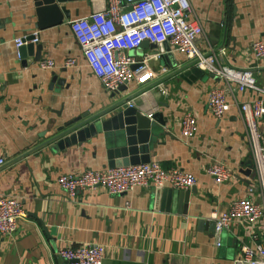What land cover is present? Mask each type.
<instances>
[{
    "label": "crops",
    "instance_id": "0c3cea01",
    "mask_svg": "<svg viewBox=\"0 0 264 264\" xmlns=\"http://www.w3.org/2000/svg\"><path fill=\"white\" fill-rule=\"evenodd\" d=\"M189 1L204 32L200 49H212L222 66L252 70L257 85H263L264 62L253 57L251 45L264 41V0ZM104 6L105 0H67L60 7L68 16L57 25L49 18L39 28L34 0H0V195L19 199L27 214L14 235L0 237V264H62L58 251L82 244L103 248L101 264H234L242 245L252 244L248 226L231 223L216 247L213 216L227 212L237 199L259 203V183L238 107L232 105L218 119L208 110L207 95L213 88L225 89L229 102L234 99L238 106L257 95L231 93L223 80L205 72L202 78H181L191 61L176 52L167 61H149L154 73L167 70L156 80L106 91L86 66L70 28L71 22L89 18ZM33 33L42 48L40 61L28 55L19 60L14 40ZM150 49L148 45L142 51ZM68 58L75 59L76 66L65 68ZM45 59L52 60L55 69L41 70L39 63ZM53 77L64 85L50 89ZM159 83L168 88L167 95L158 92ZM129 103L147 117L160 114L166 120L165 128L155 124L161 134L147 155L164 170L175 168L196 178L186 205L151 186L126 195L97 188L74 199L58 187L59 175L110 169L108 136L114 132L99 129L84 142L62 149L57 142L64 138L49 141L78 117H99L103 124ZM187 114L198 125L191 139L181 137ZM259 131L264 132V121ZM213 162L231 172L220 185L206 173ZM256 231L262 234L261 225Z\"/></svg>",
    "mask_w": 264,
    "mask_h": 264
},
{
    "label": "built area",
    "instance_id": "2783aa9c",
    "mask_svg": "<svg viewBox=\"0 0 264 264\" xmlns=\"http://www.w3.org/2000/svg\"><path fill=\"white\" fill-rule=\"evenodd\" d=\"M71 31L80 48L82 58L91 74L97 78L103 88L116 93L131 83L144 86L156 80L157 75L165 74L162 67L154 73L149 67L151 59H159L162 54L157 48L143 52L141 62L131 56L144 43L161 46L166 54L179 53L205 73L223 80L231 93L251 91L257 98L251 102H229L225 89L213 88L207 95V107L210 113L220 119L226 115L232 105L238 107L241 119L248 132L251 159L260 190V202L249 198L233 201L227 212L214 215V236L216 247L224 229L233 222L248 226L252 239L251 245H242L240 257L234 264H264V132L259 131V123L264 121V84L256 83L250 69H235L220 65L212 49L204 52L200 44L205 42L204 32L189 0H105V6L95 11L89 18L78 19L70 23ZM27 37H33L26 41ZM35 33L14 40L17 58L19 49L28 43L38 44ZM251 52L257 61L264 62V41L252 43ZM73 58L65 61V68L76 66ZM137 65L134 69L133 67ZM41 70L55 69V63L45 59L39 63ZM158 92L169 93L167 87L159 83ZM129 107H133L129 103ZM151 115V114H150ZM198 132L197 121L192 115H185L181 121V137L191 139ZM0 159V166L3 165ZM216 185L227 181L231 172L220 162H213L206 168ZM58 187L69 199L79 192L103 188L110 195H126L137 187L151 186L154 189H173L188 191L196 186V178L179 169L164 170L157 162L137 166L120 167L104 171L86 170L80 173L62 174L57 177ZM249 194L253 188H249ZM130 203H126L128 209ZM27 214L19 199L0 195V237H11ZM261 225L262 234L256 231ZM104 250L98 245L82 244L75 248L59 250L57 257L62 264H101Z\"/></svg>",
    "mask_w": 264,
    "mask_h": 264
},
{
    "label": "water",
    "instance_id": "95a60500",
    "mask_svg": "<svg viewBox=\"0 0 264 264\" xmlns=\"http://www.w3.org/2000/svg\"><path fill=\"white\" fill-rule=\"evenodd\" d=\"M34 1L39 28H44V23L46 20H49V18L53 20L55 25H57L63 21L64 17L68 16L67 11H65L63 7H60V5L65 4L67 0ZM32 39L33 37H27L26 41ZM147 47L148 44L144 43L138 51L132 52L130 55L136 57L137 62H141L143 57L142 50ZM155 48H157L162 54V61L171 59L172 55L166 54V50L164 51L161 46H151V49ZM41 52L42 48L38 44L31 43H28L19 49L20 58H24L25 55H28L33 58V62L40 61ZM190 66L191 68L187 73L180 75L181 78L187 77L191 80L193 77L202 78L204 76V72L195 66L194 61H191V65L186 67ZM136 67L137 65L133 68L135 69ZM186 67H184V69ZM54 85L61 87L64 85V81L57 77H53L49 88L52 89ZM124 88L125 86L121 87L119 91ZM98 118L99 117H87L86 115H83L82 117L74 119L67 124V129L62 135H60V137L52 139L49 143L64 138L65 140L62 139L57 142V147L62 149L69 146V144H79L84 142L92 136H95L100 129L103 132H114V134L108 136L107 158L110 164V169L150 163L147 154L156 137L161 134V131L155 127V124L159 125L161 128H165L166 126V120H163L160 114H151L147 117L136 111L133 107H127L116 116H113L109 122L101 124L97 120ZM164 190H166L165 193H167L168 197L176 195L179 202L182 201L184 205L188 202L190 190H180L176 192V194H173V189ZM191 192H193V190H191Z\"/></svg>",
    "mask_w": 264,
    "mask_h": 264
}]
</instances>
